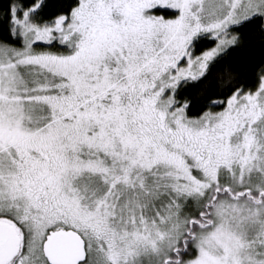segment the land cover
<instances>
[{
  "label": "snow or ice",
  "instance_id": "snow-or-ice-1",
  "mask_svg": "<svg viewBox=\"0 0 264 264\" xmlns=\"http://www.w3.org/2000/svg\"><path fill=\"white\" fill-rule=\"evenodd\" d=\"M0 264H264V0H0Z\"/></svg>",
  "mask_w": 264,
  "mask_h": 264
}]
</instances>
